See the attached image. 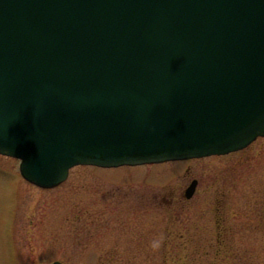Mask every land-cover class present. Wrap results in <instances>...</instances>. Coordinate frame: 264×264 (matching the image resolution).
Instances as JSON below:
<instances>
[{
  "label": "water",
  "instance_id": "1",
  "mask_svg": "<svg viewBox=\"0 0 264 264\" xmlns=\"http://www.w3.org/2000/svg\"><path fill=\"white\" fill-rule=\"evenodd\" d=\"M258 137L264 0H0V154L27 182Z\"/></svg>",
  "mask_w": 264,
  "mask_h": 264
},
{
  "label": "rangeland",
  "instance_id": "2",
  "mask_svg": "<svg viewBox=\"0 0 264 264\" xmlns=\"http://www.w3.org/2000/svg\"><path fill=\"white\" fill-rule=\"evenodd\" d=\"M18 164L0 155V264H264V137L225 155L76 165L48 189Z\"/></svg>",
  "mask_w": 264,
  "mask_h": 264
},
{
  "label": "trees",
  "instance_id": "3",
  "mask_svg": "<svg viewBox=\"0 0 264 264\" xmlns=\"http://www.w3.org/2000/svg\"><path fill=\"white\" fill-rule=\"evenodd\" d=\"M260 212L261 214H264V193H263V202L260 205Z\"/></svg>",
  "mask_w": 264,
  "mask_h": 264
}]
</instances>
